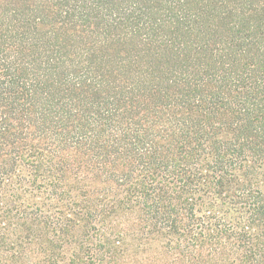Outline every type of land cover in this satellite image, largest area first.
Wrapping results in <instances>:
<instances>
[{"label": "trees", "instance_id": "trees-1", "mask_svg": "<svg viewBox=\"0 0 264 264\" xmlns=\"http://www.w3.org/2000/svg\"><path fill=\"white\" fill-rule=\"evenodd\" d=\"M0 264H264V0H0Z\"/></svg>", "mask_w": 264, "mask_h": 264}]
</instances>
